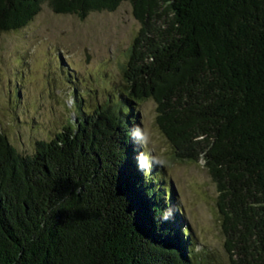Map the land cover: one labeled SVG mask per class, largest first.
Wrapping results in <instances>:
<instances>
[{"label": "trees", "instance_id": "obj_1", "mask_svg": "<svg viewBox=\"0 0 264 264\" xmlns=\"http://www.w3.org/2000/svg\"><path fill=\"white\" fill-rule=\"evenodd\" d=\"M123 1L140 27L119 100L29 155L0 133V264H212L137 143L126 107L147 98L174 158L215 184L227 264H264V0H0V31L43 3L83 18Z\"/></svg>", "mask_w": 264, "mask_h": 264}, {"label": "rangeland", "instance_id": "obj_2", "mask_svg": "<svg viewBox=\"0 0 264 264\" xmlns=\"http://www.w3.org/2000/svg\"><path fill=\"white\" fill-rule=\"evenodd\" d=\"M40 7L25 26L0 31V133L25 155L34 151L35 141L53 138L77 115L119 100L127 49L140 27L126 1L113 12L91 11L83 18ZM153 101L126 107L138 120L137 143L148 170L173 190L182 220L175 227L190 230L196 254L227 264L215 184L201 159L174 158L158 129Z\"/></svg>", "mask_w": 264, "mask_h": 264}, {"label": "water", "instance_id": "obj_3", "mask_svg": "<svg viewBox=\"0 0 264 264\" xmlns=\"http://www.w3.org/2000/svg\"><path fill=\"white\" fill-rule=\"evenodd\" d=\"M84 52H85V54H86V51H84ZM86 57L88 58V54H86ZM87 58H86V59H87Z\"/></svg>", "mask_w": 264, "mask_h": 264}]
</instances>
